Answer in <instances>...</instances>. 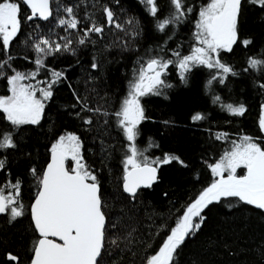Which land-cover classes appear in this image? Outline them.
<instances>
[{"label": "trees", "instance_id": "16d2710c", "mask_svg": "<svg viewBox=\"0 0 264 264\" xmlns=\"http://www.w3.org/2000/svg\"><path fill=\"white\" fill-rule=\"evenodd\" d=\"M209 2L184 0L192 12L161 32L157 21L173 11L169 0H157L156 17L144 0H53L52 17L22 19L21 31L9 49L5 51L0 43V62L7 61L0 69L2 94L9 92L8 77L14 72L37 71L34 61L38 54L32 47L37 37L62 42L61 38L68 36L73 49L47 56L44 67L39 68L37 78L42 81L51 80L52 70L66 76L53 85V96L45 102L39 124L11 125L0 112V132H12L16 144L15 148L0 150V159H6L5 169L0 170V186L19 180L24 204V215L16 220L0 214V264H16L7 260V253L19 256L18 264L31 263L39 234L30 208L39 191L38 178L50 161L52 145L63 133L74 132L80 137L84 162L101 186L108 218L103 264H146V259L162 247L187 205L213 182L210 165L244 136L264 148V131L259 126L264 70L248 65L249 57L264 59V8L242 0L237 42L231 52H220L221 62L231 66L235 75L229 73L222 83L218 77L209 84L216 70L199 65L181 77L179 58L173 53L179 52L181 57L191 53L197 44L194 33L199 11ZM68 6L80 20L78 29L66 30L57 22L66 17L63 9ZM104 7L111 8L122 28L108 24ZM21 12L30 14L23 3ZM129 20L133 23L128 24ZM92 22L102 25L103 32L92 33L79 44L83 29ZM245 39L251 41L247 47L242 43ZM151 57L174 62L161 77L165 86L159 88V94L140 98L146 119L139 125L136 144L150 160L162 159L167 153L179 156L186 166L177 161L161 165L158 181L132 198L123 190L128 141L115 112L127 97L140 64ZM93 63L98 67L92 68ZM85 103L100 111H87ZM226 104H243L246 112L233 115L222 106ZM197 113L205 118L193 120ZM88 118L91 124L85 123ZM217 134L223 138L217 139ZM4 191L14 192L7 187ZM202 215L204 223L186 238L173 264H264V210L228 197L213 202Z\"/></svg>", "mask_w": 264, "mask_h": 264}, {"label": "snow or ice", "instance_id": "6c2138e0", "mask_svg": "<svg viewBox=\"0 0 264 264\" xmlns=\"http://www.w3.org/2000/svg\"><path fill=\"white\" fill-rule=\"evenodd\" d=\"M253 5L264 8V0H248ZM21 3L27 6L30 14H22ZM53 0H0V43L7 51L12 41L21 31L22 19L33 21L37 18L48 20L53 16ZM153 17L158 12L157 0H144ZM173 11L167 18L157 21V28L163 32L170 24L182 21L187 13L192 12L186 7L184 0H169ZM65 18H60L59 25L68 29H78L80 20L71 6L64 7ZM107 22L116 28H122L114 20V13L109 7H104ZM242 12V0H210L199 11L194 33L197 46L189 55L183 57L179 52L173 53L179 58L181 77L190 72L193 67L203 65L208 69H215L209 84L220 77L223 82L229 73L235 75L233 68L220 60L221 51H232L237 42L238 21ZM132 24L133 21H127ZM103 26L92 22L83 29V36L78 39L84 44L92 33H102ZM135 34V33H134ZM62 42L54 41L49 37H37L32 47L36 51L35 64L37 71L29 74L15 72L8 77L10 95L0 96V112L11 125L39 124L45 102L53 96L52 87L60 80L65 79V73L52 70L50 81H39L45 87H36L25 80L34 79L40 67H44V59L61 51H70L72 40L65 36ZM247 47L251 41L243 40ZM10 60L11 57H8ZM172 60H163L160 57H151L140 64L135 79L130 82V90L123 100L119 110L115 112L118 126L128 141V152L124 160L123 190L135 198L142 188H151L157 181L158 169L161 165L177 161L184 165L179 156L164 154L150 160L138 149L136 140L139 136V125L146 119L140 98L150 93L159 94L160 87L165 86L161 78ZM7 61L0 62V69ZM248 65L254 70H264V59L249 57ZM96 63L92 68H97ZM264 88V84L260 85ZM37 92L40 96H37ZM79 100V97H77ZM217 102L220 97L215 98ZM233 115L242 116L246 112L243 104L222 105ZM83 107L87 111L99 112L100 109ZM107 114V113H105ZM79 115V114H78ZM205 117L197 113L192 116L195 121ZM91 124V118L85 120ZM261 131H264V115L259 120ZM223 136L217 134V139ZM16 144L12 132H0V150L15 148ZM82 141L74 133H65L58 138L51 148V162L38 178L39 191L31 205V217L34 228L39 234L35 242L31 264H103L105 247V233L108 218L105 215L101 195V186L96 174L90 171L82 155ZM71 158L75 167L71 170L66 167V161ZM6 159H0V170H4ZM186 166V165H184ZM243 166L246 174L238 176L236 171ZM213 174L217 177L210 186L203 189L198 197L187 205L176 226L170 229L162 247L155 254L146 259V264H173L175 255L180 246L190 234L198 231L204 223L202 215L204 209L213 202L222 198L237 197L246 204L264 210V148L256 143L252 137L244 136L240 143H234L230 151H226L221 159L210 165ZM36 175V169L32 170ZM228 173L225 176V173ZM10 188L7 195L4 189ZM0 214H9L11 220L24 215V204L20 200V182L8 181L0 186ZM114 227V225H113ZM116 243V241H113ZM7 260L18 264L20 257L7 253Z\"/></svg>", "mask_w": 264, "mask_h": 264}, {"label": "rangeland", "instance_id": "374dc122", "mask_svg": "<svg viewBox=\"0 0 264 264\" xmlns=\"http://www.w3.org/2000/svg\"><path fill=\"white\" fill-rule=\"evenodd\" d=\"M197 46V44L195 45V47ZM16 72H22V73H25V72H23V71H16ZM29 73H32V72H29ZM29 73H25V74H29ZM15 74V72L12 74V75H14ZM39 81H42L41 80V78H37V76L34 78V79H31V80H25L24 81V83H31L32 85H34V86H36V87H45V84H41V83H38ZM44 81V80H43ZM8 89H9V87H8ZM11 93H10V91L9 92H7V93H4V94H2V93H0V96H7V95H10ZM37 96L39 97L40 96V93L39 92H37ZM262 115H264V106H263V111H262ZM43 116V115H42ZM66 133H69V132H66ZM70 133H74V132H70ZM74 134H76V133H74ZM62 135H65V133H63V134H61L60 136H62ZM77 135V134H76ZM59 136V137H60ZM78 136V135H77ZM58 137V138H59ZM58 138L55 140V142L54 143H56V141L58 140ZM53 143V144H54ZM238 143H240V142H238ZM81 151H82V149H81ZM230 151V150H229ZM220 160V159H219ZM218 160V161H219ZM218 161H216L215 163H217ZM214 163V164H215ZM73 167H75V162L73 161L72 162V165H71V169L73 168ZM242 168L240 169V168H238L237 169V171H236V174L238 175V176H241V175H245L246 174V168H244L243 166H241ZM242 170V171H240V170ZM228 175V173L226 172L225 173V176H227ZM215 178H214V180L215 179H217V177L216 176H214ZM213 180V181H214Z\"/></svg>", "mask_w": 264, "mask_h": 264}, {"label": "flooded vegetation", "instance_id": "af4514ba", "mask_svg": "<svg viewBox=\"0 0 264 264\" xmlns=\"http://www.w3.org/2000/svg\"><path fill=\"white\" fill-rule=\"evenodd\" d=\"M50 162V161H49ZM72 160H71V158H69V160H68V164H67V166H68V168L71 170V165H72ZM9 193V192H8ZM8 193H5L6 195L8 194Z\"/></svg>", "mask_w": 264, "mask_h": 264}, {"label": "water", "instance_id": "95a60500", "mask_svg": "<svg viewBox=\"0 0 264 264\" xmlns=\"http://www.w3.org/2000/svg\"><path fill=\"white\" fill-rule=\"evenodd\" d=\"M68 160H69V159H68ZM68 160L66 161V167H68V166H67V164H68ZM50 162H51V158H50ZM50 162H49V163H50ZM46 167H47V166H46ZM45 169H46V168H45ZM157 176H158V178H159V170H158ZM157 181H158V179H157ZM157 181H156V182H157ZM156 182H154L153 185H154ZM153 185H152V186H153ZM34 201H35V200H34ZM30 264H31V263H30Z\"/></svg>", "mask_w": 264, "mask_h": 264}]
</instances>
